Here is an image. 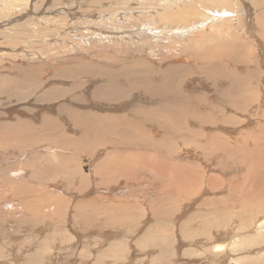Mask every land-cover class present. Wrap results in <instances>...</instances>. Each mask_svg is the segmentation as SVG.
Listing matches in <instances>:
<instances>
[{
	"label": "rangeland",
	"instance_id": "1",
	"mask_svg": "<svg viewBox=\"0 0 264 264\" xmlns=\"http://www.w3.org/2000/svg\"><path fill=\"white\" fill-rule=\"evenodd\" d=\"M3 1V5H0V17H2L0 18V25L5 22V26L3 25L1 26L2 28L0 27V71H3V73L0 72V79H2L0 80V133L3 131V126L5 125L10 126L9 124H11V126L15 127V124L18 123L17 121L27 122L24 129H21L22 132L17 129V136L19 135L18 137L21 138L25 136L24 138L26 139V130L29 127L30 131L33 130V132L31 131L32 135L30 134V138L26 139L27 143L25 142L26 144H24L29 145L28 143H32L33 141L35 145L34 149H27L23 144L22 147L24 151L21 153L22 151L19 150L18 146L15 145L17 148L14 149L12 145L14 142H9V144L6 143L8 148H3L7 151L5 152L2 149L0 152V162L2 163H0V168L1 170H5H0V178L4 179L10 175L8 178L12 181L14 180L12 177L13 174H16L18 176L12 182L17 185L16 181H18V186L22 183L24 186L29 187V192L25 191V193H14L15 187L11 183L10 186L7 184V187L3 189H6L5 194H8L11 199L10 201L14 203L24 202L26 205L24 206V203L14 204L12 202L14 204L12 208H2V212L0 213V264H30L32 260L35 261V264H246L244 262L246 256H248L246 258L249 262H259L264 256V167H262V163H260L264 160V156L262 157V155H264V150L263 152L259 150L263 148L262 142H264V62H262V60L264 61V37L262 38L258 33L259 26L255 29L254 23H256V21L252 18H254L258 10L253 9L251 4L252 0H232L233 11H236L235 8H238V5L243 3V5L250 10V15L252 13V17L249 15L250 19L245 20V18H243L244 22H242V18L235 15L238 12H234L235 18L229 19V23L226 22V26H228V24L229 26L232 25L233 31H229V29L226 28L223 29L224 34L219 36L216 34L218 37H212H216L210 40H213L214 42H212L215 45L210 44V42L206 40L207 38L209 40V36L215 31L209 28H207V30L205 28V31H199L200 33L194 31L193 33L195 34H186V32L183 31L182 33L186 36H181L178 32L173 34L174 31L168 34L167 31H170V29H166L165 32L158 29L152 31V29L155 28L154 26L169 28V26H166L163 22H156L157 25H152L155 24V22H152L151 16L157 17L158 15L156 13H165V5L168 6L173 0H118V2L116 0ZM157 1L160 2L159 5L157 4L158 6L155 4ZM190 1L191 0H187L188 3ZM113 2H115V4ZM127 2L129 5H127ZM133 3L135 5H133ZM260 3L264 4V1L261 0ZM147 5L153 8L147 7ZM143 7H147V9H145L147 12L142 14L141 11L144 10ZM210 8H216L218 10L220 7L211 5ZM6 9H9V11ZM11 9L15 12L13 15L16 14L18 17L11 15L13 13ZM127 9L131 10L128 11ZM138 9L139 12H136ZM148 9L150 11H148ZM24 10L25 12H23ZM8 12L12 13L9 14ZM124 12H131L132 14ZM206 13L207 12H205L203 17ZM141 14L144 17L141 16ZM240 15L241 17L244 16L243 13H240ZM9 16H11V18L14 17V20ZM107 16H109V18ZM130 16H134L135 19L138 20V25L140 27L137 25L136 20L134 21L133 17H131L133 20H130ZM140 17H142V20H144L143 18H146V20L149 18L147 22L151 25H148V23L145 22L146 20L142 21L145 23H142ZM5 19L8 20L6 21ZM113 19H117V21ZM194 19L195 18L192 17V19L189 20V24L195 23ZM238 19L241 22H239ZM251 19L252 21L250 22ZM3 20L5 21L1 22ZM10 20L11 22H9ZM232 20L235 21L231 22ZM150 21L152 23H150ZM199 22H201V20ZM223 22H220V24L218 23L216 26L224 28L225 22ZM132 23H136V25L133 26ZM130 24L133 27L132 29H130ZM90 25L92 27H89ZM144 25L146 28H144ZM181 26L185 27L187 25ZM252 27L253 31L255 30V34L252 33ZM51 28L53 29L50 31ZM100 28H102V30ZM131 30H134L132 32L133 34H131ZM225 31H228V33ZM53 32H55L56 36ZM142 32H145V34ZM150 32H156V35H152ZM83 33L86 35H83ZM123 33L125 36H123ZM126 34L129 35L126 36ZM162 34L164 37H162ZM115 35H117V37ZM135 35H140L141 38L135 37ZM165 35H169V38H175L170 40L171 38L167 39ZM60 36L62 39H60ZM157 36L160 40L155 39ZM104 37H106L109 42ZM133 37L135 38L132 40ZM113 38L116 39L113 41ZM136 38L140 41H136ZM219 39L222 42L216 45L217 43L215 40ZM243 39L244 41H242ZM200 40L203 41L201 45ZM205 40L209 44H206ZM147 41L151 42L148 43ZM153 42L155 43L151 45ZM178 43L181 44V46L177 45ZM182 44L200 53L199 57H205L208 54L221 55L223 52H227L230 49H235L241 57L240 61L223 57L219 62H216L218 65H223H219L220 68L223 67L221 69L223 71L219 70L215 78L208 77V74L204 73H208L205 69H200L199 71L201 72L198 71L197 74L195 70L198 66L193 67L191 72V67H187L188 64H186L188 62H176L180 65L179 67H184L180 72V75L183 76L181 77L186 81L184 88L185 86L191 88L192 95L197 100V108L188 110V126L193 129L194 125L199 123L204 126L203 129H206V131H209L210 128L211 131L216 133L214 138H216L219 144H221L222 139H224L223 137L228 139L236 137L235 141L241 140L242 146L238 145L234 149L239 150V148H243L241 149L242 153L236 155L231 153L225 156L223 153L218 154L215 151H211L212 153L208 152L207 144H210L207 137L208 132H201L197 140H193L191 137L187 136V139L191 143L198 142L194 145H188L180 138L176 139V143L173 144L176 150L173 160H180L179 146L180 148H186L182 150L181 153L183 156L182 161L186 164L184 170L188 188L184 197L178 200L180 203L176 204L177 207L172 208V204L167 202V198L162 197L161 194L156 195L155 188L158 193V184H155L154 188L155 182H163L162 175L155 174V172L158 173L156 171L155 161L156 159H161V157L160 155H155V152L158 151L154 150H157L158 145L166 139L167 132L165 127L163 129L160 125L154 126L146 123L147 126L144 127V135L138 138L137 133L133 131L136 126H139L138 119H124L122 121L128 122L130 124V129L126 131V133L125 131H121L119 132L120 134H112L108 131L109 116L107 115L113 114V112L115 113L118 104H116V106L114 104L112 107L113 104L106 103L100 99L102 96L100 97V91H96V89L99 87L98 85L101 86L105 84L108 70H120L121 72L129 70L131 72H138L147 68V65L158 66V59H160L162 54L167 52H171L169 53L170 60L173 61L176 56H182L179 54V49L186 47ZM169 45H172V47L176 45V47L174 46L172 49ZM125 47L127 49H125ZM64 48L67 49L65 50ZM260 50L263 51L260 52ZM74 52L76 53L75 56L73 54ZM186 53L192 56L191 53ZM259 53L262 57H258L260 56ZM2 54L6 55L4 56ZM137 59L140 60V62L143 61L142 64L144 66L133 68L136 65L135 61H138ZM225 59L227 60L226 63L224 62ZM91 60L97 64H93ZM176 60H179V58ZM117 64L120 65V68H118L119 66ZM124 65L126 67L123 70L122 67L124 68ZM30 66L33 68H30ZM166 67H170V65L167 64ZM27 68L31 70H29V72L26 73L27 76H25L26 74L23 73V70ZM159 68H152V74L156 73L154 70H157L156 76ZM181 68H176V71H180ZM200 73L203 76H200ZM234 74L238 75V82L237 77H233ZM121 78H126V75H122ZM14 82L15 84L11 85V83ZM175 83L177 84V82ZM238 86L244 87V89H241L244 92L243 94L237 92L240 89ZM92 89H94L96 93ZM172 90H176L173 85ZM55 93L56 95L58 93L59 96L63 94L59 97L58 95L56 96ZM77 93L79 96H77ZM134 97L144 98L145 96L141 93L139 95L133 94L130 100L132 101ZM216 97L219 100H225V103H221V101L215 99ZM228 98L241 100L243 104L236 103L237 101H232ZM77 100H79L80 104H78L79 102ZM120 106L118 105V107ZM242 106L243 109H241ZM105 107L107 109H105ZM110 109L112 112L108 114ZM87 111L88 113L90 111L91 114L102 115L100 116L99 136L88 134L86 129L81 127L83 125H77L73 119L76 117L75 114L84 113V115H88L85 113ZM125 111L128 112L127 110ZM118 112V114L123 117L127 114L124 110L121 111V113L120 111ZM117 119L119 120L118 117ZM45 120L46 122H44ZM131 121H137L138 124L130 123ZM163 121L165 124H168V120ZM45 125L49 126L45 127ZM199 129L200 128L196 126V130ZM122 132H124V134H121ZM154 133H157V135L159 134V137L157 135L155 136ZM51 135L53 137L56 135V138L54 139ZM84 136H89L93 141L85 143V147L83 146L77 151L72 148H65L63 142L66 141L74 145L75 143H80V145L84 144ZM116 137L120 139L121 143L114 147L108 146L106 143L103 144L102 142L109 139L117 140ZM29 140L32 141L30 142ZM229 141L231 140L229 139ZM235 141L229 144L233 143L234 145ZM50 142L52 143L50 144ZM126 145L130 146V148L125 149ZM162 146L163 145L160 146L159 151H161ZM11 149H14V151ZM9 150L10 153L8 152ZM15 150L18 151L17 153L20 152L18 156H15L17 155ZM64 150L67 151L64 152ZM246 151L249 155L254 156L255 152L256 154L262 153V155H259L257 158L258 163L249 164L251 161L248 158V162L245 157ZM113 152L117 153L115 158L116 165H119L121 160L126 162L129 173H119V177L117 173H111V175H115V179L119 178L120 180L118 179L119 181L115 184L114 188L104 192L102 187H98L99 183L102 184V179L104 180L105 177L103 166L99 167V165L102 164L104 158L110 157V153ZM142 152H144L147 157L135 159L134 162L130 161L129 154ZM27 153L30 154L27 155ZM6 155L8 156L6 157ZM13 156L17 157V159ZM20 156L22 158H20ZM58 156H63L64 159H68L72 166L61 164V160ZM217 156L219 158H217ZM18 158H20V160H18ZM34 159H38L37 161L39 163L36 161V164H39L38 167L40 168L48 165L51 159L52 161L56 160L53 162L51 161L49 164L51 165V170L53 168L56 170H53V173L48 176L43 174L45 175L42 178L43 181L41 178L35 180L33 177H30L33 176V170L31 168L30 171L25 169L26 175L24 174V170L23 172L19 170L20 165H30L32 162L35 163ZM83 159H86L87 163H85ZM243 159L248 162L247 168L250 170L244 169ZM86 167L89 169V174L88 172L86 173L87 176L84 171ZM256 167L259 168L257 172L251 170ZM74 170H77L78 180L80 179L83 183L80 180L79 182L82 183V185L85 183L83 187H81L77 177L76 182L69 184V186L67 181H65L67 173L71 175L74 173ZM20 172H22V174ZM145 172L152 173V175H145ZM246 173H248V175ZM83 175L88 178L84 179L85 177ZM239 175H246V180L240 183V189L226 193L227 189H222L220 183L223 185V183H227ZM24 176L27 177L23 178ZM22 178L25 180L23 181ZM214 178L217 179L218 182H215ZM32 180L37 184L39 183L40 186L35 184ZM45 180L47 181L45 182ZM223 186L229 187V185ZM35 187H37L36 190L40 187V193H37V195L41 194V197L31 196L30 192L33 191ZM202 187H204V190L200 193ZM53 188H56L57 191H53L55 190ZM83 188L88 189H84L86 193L83 192ZM115 188L119 189V191ZM42 189H44V191L46 189V191L42 193ZM82 192L83 194H81ZM199 193L200 195H198ZM256 195H261V197L256 199L250 198ZM98 196L102 198H98ZM49 197L52 199V202L59 201L62 205L60 206L53 203L50 208L43 210L44 217L38 220L39 217H36L34 210L37 205L39 206V202H45L50 199ZM90 201L93 202L91 206L81 207L85 205V202L87 203ZM16 207L19 211L16 209L13 210L15 213H12L11 210ZM9 211H11V214ZM16 211H18V213ZM25 211L27 216L24 214ZM50 211L55 212L53 213ZM10 216L13 217L10 218ZM84 217H87V220H85ZM12 218L14 220H12ZM45 221L46 223L49 221L46 225L47 227L45 226ZM49 223L51 225L54 224L55 227L50 225L48 228ZM47 228L48 230H53L47 231V233ZM38 229L39 231H37ZM241 252H245L246 256L245 253L243 254Z\"/></svg>",
	"mask_w": 264,
	"mask_h": 264
},
{
	"label": "bare ground",
	"instance_id": "2",
	"mask_svg": "<svg viewBox=\"0 0 264 264\" xmlns=\"http://www.w3.org/2000/svg\"><path fill=\"white\" fill-rule=\"evenodd\" d=\"M1 1V4L0 5H3L2 4V1L3 0H0ZM9 1V0H8ZM20 1V0H19ZM113 1H115V0H113ZM117 2H118V0H116ZM137 1V0H136ZM236 1V0H235ZM261 1V0H260ZM260 1L259 0H252L251 2V4H252V7H253V9H256V10H258V12H256V10H255V12L257 13V14H255V16H254V18H252V19H255V21H256V23H254V21H253V23L255 24V29H257V27H258V33L260 34V36L263 38L264 37V23H263V20H264V14H262V13H264V4H261L260 3ZM264 1V0H263ZM120 2V1H119ZM122 2V1H121ZM139 2H141V1H139ZM148 2V1H147ZM240 2V1H239ZM3 3H4V1H3ZM28 3V2H27ZM110 3H112V2H110ZM114 4H115V2H113ZM128 3V2H127ZM127 3H125V4H127ZM136 3V2H135ZM159 3L160 2H158L157 1V3H155L156 4V6H158L159 5ZM181 3H182V5H181ZM232 0H191L189 3L187 2V0H173V2H171L168 6H166L165 5V13H163V14H160V13H156L158 16L157 17H153V15L151 16L152 17V22H155V24H152V25H157L156 24V22H158V23H160V22H163L166 26L168 25L169 26V28L168 27H156V26H154L155 28H153L152 29V31L153 30H155V29H158V30H160V31H163V32H165V30L166 29H170V31H167L168 32V34H170L171 32H173L174 31V33L173 34H176L177 32L181 35V36H186L185 34H183L182 32L184 31V32H186V34L188 33V34H190V33H193L194 31H198L197 33H200L199 31H205V28H206V30H207V28H209V29H212V30H215L214 32H213V34H211L209 37V40H208V38L206 39L207 41H209L210 42V44H213V45H215L212 41H210L211 40V38L212 37H214V36H216V37H218L219 35H221V34H224V30L223 29H229V31L231 30V31H233L232 30V25L231 26H229V24H228V26H226V22L227 23H229L228 21H229V19L231 20V19H233V18H235L234 17V12L235 13H237V14H235V15H237L239 18H242V20H243V18H245V20L246 19H250V16L252 15V13H251V15H250V10L247 8V7H245L244 5H243V3L242 4H237L239 7L237 8H235V10L236 11H233V7H232ZM236 3H238V2H236ZM241 3V2H240ZM72 4V3H71ZM119 4V3H118ZM131 4H132V2H131ZM150 4V3H149ZM154 4V5H155ZM158 4V5H157ZM208 4V5H207ZM235 4V3H234ZM20 5V4H19ZM29 5V4H28ZM120 5V4H119ZM127 5H129V3L127 4ZM126 5V6H127ZM133 5H135L134 3H133ZM132 5V6H133ZM145 5V4H144ZM144 5H142V6H144ZM211 5H216V6H218V7H220L218 10L215 8H210V6ZM65 6V5H64ZM132 6H130V7H132ZM247 6V5H246ZM20 7H21V5H20ZM118 7H120V6H118ZM125 7V6H124ZM133 7H135V6H133ZM137 7V6H136ZM140 7V6H139ZM147 7H150L149 5H147ZM147 7L146 8H144V10H142L141 11V13L143 14V13H146L147 11L145 10V9H147ZM152 7V6H151ZM150 7V8H151ZM235 7V6H234ZM23 8V7H22ZM85 8V7H84ZM142 8V9H143ZM153 8V7H152ZM113 9V8H112ZM119 9V8H118ZM6 10H8L9 11V9H6ZM11 10H13V9H11ZM10 10V11H11ZM16 10V9H15ZM128 10V9H127ZM131 10V9H130ZM130 10H128V11H130ZM152 10V9H151ZM157 10H159V9H157ZM69 11V10H68ZM115 11V10H114ZM133 11V10H132ZM148 11H150L149 9H148ZM154 11H156V10H154ZM240 11V12H239ZM252 11V10H251ZM23 12H25V10L23 11ZM117 12V11H116ZM120 12V11H119ZM136 12H139V9L136 11ZM157 12V11H156ZM163 12V11H162ZM205 12H207L206 13V15L203 17V15L205 14ZM254 12V13H255ZM3 13V12H2ZM9 13V12H8ZM12 13V12H11ZM11 13H9V14H11ZM15 12H14V10H13V13L11 14V15H13ZM54 13V12H53ZM66 13V12H65ZM69 13V12H68ZM108 13H110V12H108ZM124 13H131V12H124ZM123 13V14H124ZM134 13V12H133ZM240 13H243L244 14V16L243 17H241V15H240ZM253 13V14H254ZM1 14V13H0ZM5 14H6V12H5ZM22 14V13H21ZM24 14H26V13H24ZM39 14V13H38ZM57 14V13H56ZM67 14V13H66ZM132 14V13H131ZM135 14V13H134ZM141 14V16H143ZM3 15H4V13H3ZM8 15V14H7ZM41 15V14H40ZM59 15V14H58ZM69 15V14H68ZM71 15V14H70ZM109 15H111V14H109ZM122 15V14H121ZM126 15V14H125ZM135 15H137V14H135ZM145 15V14H144ZM149 15V14H148ZM250 15V16H249ZM13 16H16V17H18L16 14L15 15H13ZM117 16V15H116ZM119 16V15H118ZM123 16V15H122ZM127 16V15H126ZM10 18H11V16H9ZM41 17V16H40ZM106 17V16H105ZM108 18H109V16H107ZM121 17V16H120ZM129 17V16H128ZM131 17H133L134 18V21L136 20V22H137V25H138V20L137 19H135V17L134 16H130V18ZM144 17V16H143ZM192 17H194L195 19H194V22L196 23H193V24H195V25H193V24H189V20H191L192 19ZM252 17V16H251ZM0 18H2V17H0ZM5 18V17H4ZM7 18V17H6ZM14 17H12L11 19H13ZM42 18V17H41ZM52 18V17H51ZM69 18V17H68ZM97 18H99V17H97ZM113 18H115V17H113ZM123 18V17H122ZM122 18H120V19H122ZM137 18V17H136ZM141 19V22L142 21H144V20H146V18H143L144 20H142V17H140ZM149 19V18H148ZM147 19V20H148ZM201 20V22H199L200 20ZM252 19L250 20V22L252 21ZM6 21L8 20V19H5ZM5 20H3V21H1V22H4ZM14 20V19H13ZM75 20V19H74ZM101 20V19H100ZM104 20V19H103ZM113 20H116L117 21V19H113ZM125 20V19H124ZM127 20V19H126ZM130 20H133L132 18L130 19ZM147 20L145 21V22H147ZM247 20V21H248ZM44 21V20H43ZM225 22V27L224 28H220L219 26H216L218 23L220 24V22ZM235 20H232L231 22H234ZM238 21L239 22H241L239 19H238ZM9 22H11V20L9 21ZM8 22V23H9ZM13 22V21H12ZM54 22V21H53ZM103 22V21H102ZM145 22H142V23H145ZM151 21H150V23H152ZM188 22V23H187ZM192 22V21H191ZM223 22V23H224ZM242 22H244V20L242 21ZM5 23V22H4ZM4 23H2L1 25H0V27L1 26H5V24ZM7 23V24H8ZM92 23V22H91ZM94 23V22H93ZM114 23V22H113ZM122 23V22H121ZM120 23V24H121ZM148 23V22H147ZM173 23H174V25H173ZM184 23H186V24H184ZM238 23V22H237ZM253 23H251V24H253ZM48 24V23H47ZM118 24V23H117ZM122 24H124V23H122ZM189 24V25H188ZM245 24H246V21H245ZM106 25V24H105ZM116 25V24H115ZM129 25V24H128ZM132 25L134 26V25H136V23L135 24H133L132 23ZM148 25H151V24H149L148 23ZM159 25V24H158ZM164 25V26H165ZM181 25H187V26H185V27H182ZM192 25V26H191ZM51 26V25H50ZM122 26V25H121ZM121 26H120V28H121ZM130 26H131V24H130ZM139 26V25H138ZM142 26H143V24H142ZM147 26V25H146ZM189 26V27H188ZM214 26H216V27H214ZM250 26V25H249ZM89 27H92L91 25L89 26ZM89 27L87 26V28L89 29ZM94 27V26H93ZM98 27V26H97ZM119 27V26H118ZM136 27V26H135ZM140 27V26H139ZM150 27V26H149ZM148 27V28H149ZM187 27V28H186ZM219 27V28H218ZM223 27V26H222ZM231 29H230V28ZM248 27V26H247ZM2 28V27H1ZM47 28H48V26H47ZM77 28V27H76ZM83 28H84V26H83ZM112 28V27H111ZM116 28H117V26H116ZM133 27L131 26V28L130 29H132ZM138 28V27H137ZM144 28H146L145 27V25H144ZM151 28V27H150ZM149 28V29H150ZM183 28H186V29H183ZM246 28V27H245ZM16 29V28H15ZM53 28H51L50 29V31L52 30ZM56 29V28H55ZM85 29H86V27H85ZM92 29V28H91ZM93 29H95V28H93ZM101 30H102V28H100ZM115 29V28H114ZM140 29V28H139ZM149 29H147V30H149ZM252 29V31H253V27L251 28ZM260 29V30H259ZM9 30V29H8ZM128 30V29H127ZM135 30V29H134ZM133 30V31H134ZM246 30V29H245ZM11 31V30H10ZM49 31V30H48ZM55 31V30H54ZM132 30H131V34H133L132 32H133ZM216 31H219V32H216ZM255 31V30H254ZM254 31L252 32V33H254ZM14 32H16V31H14ZM122 32V31H121ZM120 32V33H121ZM124 32H125V30H124ZM146 32V31H145ZM145 32H142L143 34H145ZM166 32V33H167ZM225 32H227L228 33V31H225ZM249 32H251V31H249ZM54 33V35L56 36V34H55V32H53ZM84 33H86V32H84ZM83 33V35H86V34H84ZM126 33H127V31H126ZM152 35L153 34H155L156 35V32H150ZM149 33V34H150ZM158 33V32H157ZM160 33V32H159ZM165 33V34H166ZM203 33V32H202ZM257 33V34H258ZM16 34V33H15ZM18 34V33H17ZM60 34V33H59ZM82 34V33H81ZM88 34V33H87ZM93 34H94V32H93ZM110 34H111V32H110ZM114 34H116V33H114ZM119 34V33H118ZM136 34V33H135ZM140 34V33H139ZM148 34V33H147ZM150 34V35H151ZM178 34V35H179ZM193 34H195V33H193ZM209 34V33H208ZM218 36H217V35ZM245 34V33H244ZM255 34V33H254ZM253 34V35H254ZM6 35V34H5ZM12 35V34H11ZM61 35V34H60ZM63 35V34H62ZM68 35V34H67ZM129 35V34H128ZM127 34H126V36H128ZM141 35V34H140ZM136 36L135 35V37H140L141 38V36ZM158 35V34H157ZM163 35V34H162ZM161 35V36H162ZM230 35H232V34H230ZM3 36V35H2ZM14 36V35H13ZM70 36V35H69ZM92 36V35H91ZM90 36V37H91ZM103 36H105V35H103ZM111 36H113V35H111ZM116 37H117V35H115ZM114 36V37H115ZM123 36H125L124 35V33H123ZM159 36H160V34H159ZM166 36V35H165ZM169 35H167L166 37H167V39H170L169 37H168ZM174 36H176V35H174ZM192 36V35H191ZM199 36H201V35H199ZM255 36V35H254ZM254 36H253V38H254ZM258 36V35H257ZM63 37V36H62ZM97 37H100V36H97ZM135 37H133L132 38V40L135 38ZM151 37V36H150ZM162 37H164V35L162 36ZM189 37V36H188ZM215 37V38H216ZM246 37V36H245ZM5 38V37H4ZM16 38V37H15ZM57 38H59V37H57ZM75 38V37H74ZM105 39H106V37H104ZM173 38H175V37H172L170 40H172ZM206 38V37H205ZM215 38H212V39H215ZM244 38V37H243ZM247 38V37H246ZM245 38V39H246ZM248 38H250V37H248ZM255 38H256V36H255ZM255 38H254V40H255ZM261 38V39H262ZM1 39V38H0ZM49 39V38H48ZM52 39V38H51ZM60 39H62L61 38V36H60ZM63 39H64V37H63ZM76 39V38H75ZM102 39V38H101ZM110 39V38H109ZM112 39V38H111ZM116 39V38H115ZM114 38H113V41L115 40ZM127 39V38H126ZM145 39V38H144ZM155 39H158V36H157V38H155ZM12 40V39H11ZM107 41H108V39H106ZM125 40V39H124ZM139 39H137L136 38V41H138ZM143 40V39H142ZM146 40H147V38H146ZM151 40V39H150ZM158 40H160V38L158 39ZM165 40H166V38H165ZM205 40V41H206ZM253 40V39H252ZM39 41H41V40H39ZM51 41V40H50ZM57 41V40H56ZM117 41V40H116ZM122 41V40H121ZM140 41V40H139ZM206 41V44L208 43ZM216 41V45H219V44H221L220 42H222L220 39L219 40H215ZM242 41H244V39L242 40ZM9 42V41H8ZM24 42V41H23ZM58 42V41H57ZM78 42V41H77ZM109 42V41H108ZM135 42V41H134ZM133 42V43H134ZM144 42V41H143ZM148 42V41H147ZM149 42H151V41H149ZM148 42V43H149ZM171 42V41H170ZM201 42H203V41H201L200 40V45H201ZM258 42V41H257ZM43 43V42H42ZM69 43H71V42H69ZM81 43V42H80ZM95 43V42H94ZM117 43H118V41H117ZM136 44H138L137 42H135ZM155 42H153V43H151V45L152 44H154ZM162 43H165V42H162ZM161 43V44H162ZM262 43V42H261ZM53 44V43H52ZM56 44H59V43H56ZM78 44V43H77ZM126 44V43H125ZM145 44H146V42H145ZM157 44V43H156ZM155 44V45H156ZM158 44H159V42H158ZM157 44V45H158ZM197 44V43H196ZM199 44V43H198ZM204 44V43H203ZM209 44V43H208ZM259 44V43H258ZM264 44V43H263ZM60 45V44H59ZM67 45V44H66ZM69 45V44H68ZM128 45V44H127ZM140 45V44H139ZM147 45V44H146ZM150 45V46H151ZM163 45V44H162ZM167 45V44H166ZM177 45H180L181 46V44H177ZM182 45H185V44H182ZM199 45V46H200ZM262 45V44H261ZM51 46V45H50ZM54 46V45H53ZM52 46V47H53ZM58 46V45H57ZM78 46H80V45H78ZM132 46V45H131ZM141 46V45H140ZM149 46V45H148ZM170 46V45H169ZM169 46H168V48H169ZM176 47V45H173V47ZM179 46V47H180ZM186 46V45H185ZM206 46V45H205ZM3 47V46H2ZM5 47V46H4ZM7 47V46H6ZM43 47V46H42ZM66 47V46H65ZM71 47H72V45H71ZM70 47V48H71ZM116 47V46H115ZM129 47H130V45H129ZM146 47V46H145ZM156 47V46H155ZM163 47H165V46H163ZM172 49H173V47H172V45L170 46ZM262 47V46H261ZM24 48V47H23ZM26 48H28V47H26ZM56 48H58V47H56ZM62 48V47H61ZM83 48V47H82ZM120 48V47H119ZM140 48V47H139ZM158 48H160V47H158ZM161 48H162V46H161ZM170 48V49H171ZM182 48V47H181ZM29 49V48H28ZM65 49V48H64ZM67 49V48H66ZM65 49V50H66ZM81 49V48H80ZM125 49H127L126 47H125ZM130 49V48H129ZM128 49V50H129ZM134 49H137V48H134ZM143 49V48H142ZM147 49V48H146ZM151 49V48H150ZM156 49V48H155ZM165 49V48H164ZM30 50V49H29ZM79 50V49H78ZM133 50V49H132ZM132 50H130V51H132ZM149 50V49H148ZM175 50V49H174ZM178 50V49H177ZM31 51V50H30ZM69 51V50H68ZM168 51V50H167ZM261 51H263V50H260V52ZM86 52V51H85ZM92 52V51H91ZM145 52V51H144ZM186 52H189V53H191L192 54V56L191 55H188ZM70 53V52H69ZM147 53V52H146ZM168 53V52H167ZM167 53H165V54H162L161 56H160V59H158V66H151V65H147V68H144V70H141V71H138V72H131V71H129V70H127V71H125V72H121L120 70H108V75L106 76V81H105V84L104 85H98L99 87H97V89H96V91H100V99H102L103 101H105L106 103H110V104H113L112 105V107L114 106V104H115V106H116V104H118L120 107H118V105H117V107H116V112H117V114H116V112L114 113L113 112V114L111 113L112 111H111V109H110V111H108V114L109 113H111V114H109V115H107V116H109V122H108V124H109V127H108V131L109 132H111L112 134H114V135H116V134H120L119 132H121V131H125V133H126V131H128L129 129H130V124L128 123V122H126V121H122V120H124V119H138V121H139V126H136L135 127V129L133 130L134 131V133H137V136H138V138H141L143 135H144V133H145V129H144V127H146L147 126V124H149V125H160L163 129H164V127H165V129H166V132H167V134H166V139L164 140V141H162L159 145H158V148H157V150H154V151H158V152H155V155H160V157H161V159H156V161H155V167H156V171L158 172V173H156L155 172V174H161L162 175V177H163V182L162 183H154V188H155V184H158V193H157V191H156V188H155V193H156V195H162V197H165V198H167V202H170L169 204H172V208H175V207H177V203H180V202H178V200H180V198H183L184 197V195H185V193H186V190H187V188H188V186H187V181H186V179H185V168H186V164L182 161V158H183V156H182V153H181V151L182 150H184V149H186V148H180V146H179V151H180V160L178 161L177 159L174 161L173 160V157L175 156V154H176V150H175V147H174V145L173 144H175L176 143V139H178V138H180L183 142H186L188 145H194V144H196V143H198V142H193V143H191L188 139H187V136H189V137H191L193 140H197V137H198V135H201V132H208L207 133V137H208V141H209V143L210 144H207L208 145V152H211V151H215V152H217L218 154H224L225 156L226 155H229V154H231V153H233V154H238V153H242V148L243 147H241V148H239V150H235L234 148H236V146H242L241 144H242V142H241V140H236L235 141V139H236V137H234V138H229L231 141H229V139L228 138H225V137H223L224 139H222V141H221V144H219L218 143V141L216 140V138H214L215 136H216V133L215 132H213V131H211V129L209 128V131H206V129L204 130L203 129V127L204 126H202V124H195L194 125V127H193V129H191L189 126H188V123H187V120H188V117H189V114H188V110L189 109H196L197 108V100H196V98L192 95V89L191 88H189V87H187V86H185V88H184V85H185V82L186 81H184V79L182 78L183 76L182 75H180V72H181V70L184 68H181V67H179L180 65L176 62V61H179V63H186V62H188V63H186V64H188L187 65V67H191V72H192V68L193 67H195V66H198L197 67V69L195 70V72L198 74V71L200 70V69H205L206 71H208V73L207 72H204L205 74H208V77H212V78H215V75L217 74V72L219 71V70H221L222 68H220V66L219 65H222V64H219L218 65V63H216V62H219L223 57H226V59H230V58H232L233 60H235V61H240L241 60V57L239 56V54L236 52V50L235 49H230L229 51H227V52H223L221 55H213V54H208V55H206L205 57H199V55H200V53H197V52H195L192 48H189V47H184V48H182V49H179V54L180 55H182V56H176V58H175V60H173V61H171L170 60V55H169V53H171V52H169L168 54ZM74 54V56H75V52L73 53ZM88 54V53H87ZM120 54V53H119ZM151 54V53H150ZM260 54V53H259ZM2 55H4V54H2ZM6 55V54H5ZM4 55V56H5ZM41 55V54H40ZM92 55V54H91ZM262 55H263V52H262ZM3 56V57H4ZM42 56V55H41ZM65 56V55H64ZM68 56V55H67ZM82 56H84V55H82ZM87 56V55H86ZM114 57V56H113ZM175 57V56H174ZM258 57H262L261 56V54H260V56H258ZM112 58V57H111ZM157 58V57H156ZM177 58H179V60H176ZM264 58V57H263ZM62 59V58H61ZM141 59V58H140ZM154 59V58H153ZM172 59V58H171ZM225 59V63H226V60ZM260 59V58H259ZM58 60V59H57ZM82 60V59H81ZM121 60V59H120ZM124 60V59H123ZM122 60V61H123ZM138 60V59H137ZM262 60V59H261ZM86 62V61H85ZM89 62V61H88ZM91 62H93L92 60H91ZM119 62H121V61H119ZM143 62V61H142ZM142 62H140V60H138V61H135V67H133V68H137V67H139L140 68V66H144L143 64H142ZM165 64H164V63ZM262 62H264L263 60H262ZM94 63H96V62H93V64ZM123 63H124V61H123ZM122 63V64H123ZM126 63V62H125ZM91 64V63H90ZM89 64V65H90ZM97 64V63H96ZM120 64V63H119ZM119 64H117L118 66V68H120V65ZM145 64V63H144ZM167 64H169L170 65V67H166V65ZM194 64V65H193ZM92 65V64H91ZM113 65H114V63H113ZM131 65H132V63H131ZM146 65V64H145ZM81 66V65H80ZM134 66V65H133ZM223 66V65H222ZM65 67V66H64ZM91 67H93V66H91ZM101 67V66H100ZM125 65H124V68L122 67V69L124 70L125 69ZM160 67V68H159ZM30 68H33V67H31L30 66ZM110 68V67H109ZM152 68H154V69H156V68H159L158 69V74L155 76V74L157 73V70H154L156 73H154V74H152L153 73V71H152ZM176 68H181L180 69V71H176ZM243 68V67H242ZM80 69V68H79ZM29 70H31V69H29V68H27V69H24L23 70V73L24 74H26V73H28L29 72ZM159 71H161V72H159ZM193 71H194V69H193ZM216 71V72H215ZM221 71H223V70H221ZM1 72V71H0ZM6 72H7V70H6ZM90 72V71H89ZM88 72V73H89ZM199 72H201V71H199ZM203 72V71H202ZM210 72V73H209ZM1 73H3V71L1 72ZM0 73V74H1ZM85 73V72H84ZM94 73V72H93ZM92 73V74H93ZM236 73V72H235ZM47 74V73H46ZM45 74V75H46ZM92 74H91V76H92ZM95 74V73H94ZM106 74V73H105ZM122 75H126V78H121V76ZM154 75V76H153ZM200 76L202 75L201 73L199 74ZM198 75V76H199ZM25 76H27V74L25 75ZM182 76V77H181ZM203 76V75H202ZM205 76V75H204ZM237 77V82H238V75L237 74H234V76L233 77ZM4 77V76H3ZM85 77V76H84ZM99 77V76H98ZM82 78V77H81ZM86 78V77H85ZM95 78V77H94ZM93 78V79H94ZM83 79V78H82ZM186 79V78H185ZM0 80H2V79H0ZM90 81V80H89ZM94 81V80H93ZM177 82V84L175 83V82ZM1 82V81H0ZM15 84V82L14 83H11V85H14ZM52 84H53V82H52ZM205 84V83H204ZM46 85V84H45ZM77 85V84H76ZM172 85L173 86H175V88H176V90H172ZM188 85V84H187ZM60 86V85H59ZM203 86V85H202ZM76 87V86H75ZM78 87V86H77ZM81 87V86H80ZM79 87V88H80ZM95 87V86H94ZM84 88H85V86H84ZM238 88H240L237 92H239V93H241V94H243L244 92L241 90L242 88L244 89V87L243 86H238ZM72 89V88H71ZM75 89V88H74ZM95 89V88H94ZM94 89H92L94 92H95V90ZM67 90V89H66ZM57 91V90H56ZM204 91V90H203ZM77 92V91H76ZM93 92V93H94ZM202 92V91H201ZM66 93H69V92H66ZM79 93V92H78ZM77 93V94H78ZM96 93V92H95ZM143 94L145 97L144 98H135L134 97V99H132V101L130 100L131 99V97L133 96V94ZM48 94H50V93H48ZM63 94V93H62ZM62 94L60 95V96H62ZM71 94V93H70ZM218 94V93H217ZM216 94V95H217ZM51 95H53V94H51ZM55 95H56V93H55ZM57 95H58V93H57ZM56 95V96H57ZM81 95V94H80ZM92 95V94H91ZM46 96V95H45ZM59 96V95H58ZM59 96V97H60ZM65 96V95H64ZM77 96H79V94L77 95ZM52 97V96H51ZM74 97V96H73ZM74 98H76V97H74ZM87 98H89V97H87ZM93 98V97H92ZM48 99V98H47ZM64 99V98H63ZM81 99V98H80ZM95 99V98H94ZM215 99H217V97L215 98ZM228 99H230V100H232V101H237L236 103H239V104H243L242 103V101L241 100H238V99H231V98H228ZM69 100V99H68ZM218 101H221V103H225V100H223V99H221V100H219V99H217ZM217 100H215L216 102H218ZM72 101V100H71ZM75 101V100H74ZM78 102H79V100H77ZM81 101V100H80ZM86 101V100H85ZM99 101H101V100H99ZM215 101H213L214 103H216ZM73 102V101H72ZM71 103V102H70ZM77 103V102H76ZM93 103V102H92ZM220 103V104H221ZM60 104V103H59ZM78 104H80V102L78 103ZM85 104V103H84ZM62 105V104H61ZM71 105V104H70ZM85 105H87V104H85ZM90 105V104H89ZM107 105V104H106ZM68 106V105H67ZM263 106H264V104H263ZM102 107V106H101ZM58 109H59V107H58ZM92 109V108H91ZM105 109H107L106 107H105ZM241 109H243V106L241 107ZM61 110V109H60ZM95 110V109H94ZM114 110V109H113ZM124 110V112L125 113H127V114H125L126 116L125 117H123V116H121L120 114H118L119 112L118 111H120V113H121V111H123ZM125 110H127L128 112H126ZM240 110V109H239ZM64 111V110H63ZM70 111H72V110H70ZM65 112V111H64ZM228 112V111H227ZM76 113V112H75ZM85 113H87L88 115H84V113H81V114H75L76 115V117H74L73 119H74V121L77 123V125H79L80 126V124H82L83 126H81L82 128H85L86 129V132L88 133V134H90V135H98L99 136V132H100V123H101V117L100 116H102L101 114H99V115H97V114H91L90 113V111H89V113H88V111L87 112H85ZM93 113V112H92ZM246 113V112H245ZM67 114V113H66ZM68 115V114H67ZM73 116V115H72ZM2 117V116H1ZM59 117V116H58ZM117 117L119 118V120L117 119ZM9 118H10V116H9ZM63 118V117H62ZM121 119V120H120ZM21 120V119H20ZM163 120H168V124H165L164 123V121ZM55 121V120H54ZM18 123H16L15 124V127L14 126H11V124H9L10 126H3V131L0 133V152H1V150L4 148H8V146H7V144H9V142H14V144H12L13 145V147H14V149H16L17 147H15V145L16 146H18L19 147V150H21L22 152L21 153H23V147H22V145L26 142V139H28V138H30V134L33 132V130H31L30 131V128L28 127L27 128V130H26V134H27V138L25 139L24 137H18L17 136V129L19 130V131H21V129H24V126H25V124H27V122H23V121H17ZM44 122H46V120L44 121ZM70 122V121H69ZM76 123H74V124H76ZM130 123H133V124H138V122L136 121V122H134V121H131ZM147 123V124H146ZM30 124V123H29ZM71 124H72V122H71ZM70 124V125H71ZM31 125V124H30ZM43 125H44V123H43ZM47 126H49V125H45V127H47ZM196 126H198L200 129L199 130H196ZM18 127V128H17ZM31 127V126H30ZM74 127H76V126H74ZM34 128V127H33ZM52 129V128H51ZM50 129V130H51ZM42 130V129H41ZM54 130V129H53ZM61 130V129H60ZM80 130V129H79ZM84 130V129H83ZM82 130V131H83ZM208 130V129H207ZM36 131V130H35ZM81 131V132H82ZM22 132V131H21ZM46 132V131H45ZM85 132V133H86ZM262 132V131H261ZM36 133V132H35ZM56 133V132H55ZM65 133V132H64ZM87 133H86V135H87ZM263 133V132H262ZM54 134V133H53ZM52 134V135H53ZM79 134H82V133H79ZM84 134V133H83ZM121 134H124V132H122ZM264 134V133H263ZM32 135V134H31ZM34 135V134H33ZM51 135V136H52ZM154 135L156 136L157 135V133H154ZM229 135V134H228ZM36 136V135H35ZM45 136V135H44ZM56 136V135H55ZM53 137L54 139L56 138V137ZM81 136V135H80ZM83 136V135H82ZM158 137H159V134L157 135ZM38 137V136H37ZM51 137V138H52ZM58 137H59V135H58ZM62 137H64V136H62ZM50 138V139H51ZM117 138V137H116ZM48 139V138H47ZM67 139V138H66ZM264 139V138H263ZM38 140V139H37ZM43 140H45V139H43ZM52 140V139H51ZM70 140V139H69ZM87 140H88V142H87ZM30 141V140H29ZM32 141V140H31ZM30 141V142H31ZM39 141V140H38ZM42 141V140H41ZM40 141V142H41ZM61 141V140H60ZM66 141V140H65ZM93 140H92V138H89V136H84L83 137V143L84 144H82V145H80V143L79 144H77V143H75V145L74 144H70L71 142H68V141H66V142H63L64 143V146H65V148H67V149H69V148H72V149H74V150H79L80 148H82L83 146L85 147V143H89V142H92ZM232 141H235V143H234V145H233V143H231V144H229L230 142H232ZM43 142V141H42ZM45 142H47V141H45ZM44 142V143H45ZM58 142V141H57ZM57 142H56V144H57ZM80 142V141H79ZM103 142V144H108V146H111V147H114V146H116L117 144H120L121 143V141H120V139L119 138H117V140L116 139H109V140H106V141H102ZM7 143V144H6ZM27 143V142H26ZM25 143V144H26ZM37 143V142H36ZM39 143V142H38ZM48 143H49V140H48ZM47 143V144H48ZM52 142H50V144H51ZM60 143V142H59ZM72 143H73V141H72ZM6 144V145H5ZM24 144V145H25ZM29 145H25V147L28 149H34V145L35 144H33V141H32V143H28ZM40 144V143H39ZM41 145V144H40ZM55 145V144H54ZM161 145H163L162 146V148H161V151H159V148H160V146ZM233 145V146H232ZM262 145H263V148L262 149H259L260 151H262L263 152V150H264V142H262ZM11 146V145H10ZM49 146H51V145H49ZM56 147V146H55ZM58 147V146H57ZM6 148V149H7ZM10 148V147H9ZM12 148V147H11ZM61 148V147H60ZM59 148V149H60ZM130 148V146H125V149H129ZM3 149V150H4ZM14 149H11V150H13L14 151ZM46 149V148H45ZM18 150V149H17ZM35 150H37V149H35ZM42 150H43V147H42ZM56 150H58V149H56ZM244 150V149H243ZM5 152L7 151V150H4ZM16 151V150H15ZM34 151V150H33ZM67 150H64V152H66ZM9 153H10V150L8 151ZM18 151H16V153H17ZM27 152H28V150H27ZM32 152V151H31ZM38 152V151H37ZM47 152V151H46ZM207 152V153H208ZM3 153V152H2ZM13 154H15L14 152H12ZM20 153V152H19ZM19 153H17V155H15V156H18V154ZM25 153V152H24ZM212 153V152H211ZM217 153H216V155H217ZM8 154V153H7ZM30 154V153H29ZM28 153H27V155H29ZM47 154H49V153H47ZM21 155V154H20ZM41 155V154H40ZM116 155H117V153H115V152H113V153H110V157H108V158H104V160L102 161V164L101 165H99V167L100 166H103V171H104V175H105V177H104V180L102 179V184L101 183H99V186L98 187H102V190L105 192V191H107V190H109V189H111V188H114L115 187V184L120 180L119 178H116L115 179V175H111V173H117V175H118V177H119V173H122V174H128L129 173V169H128V165H127V163L126 162H124V161H122L121 160V162L119 163V165H116V161H115V158H116ZM187 155H188V153H187ZM215 155V154H214ZM258 155V156H257ZM259 155H262V153L261 154H256V152H255V156L254 155H249L248 153H247V151H246V158H247V160H248V158H249V160L251 161V162H249V160H248V162H249V164L250 163H258L257 162V158L259 157ZM8 155H6V157H7ZM11 156V155H10ZM9 156V157H10ZM129 156H130V161L131 162H134L135 161V159H140V158H145V157H147V155H145V153L144 152H142V153H131V154H129ZM264 155H262V157H263ZM3 157H5V156H3ZM14 157V156H13ZM36 157H40V156H36ZM47 157H48V155H47ZM262 157H260V158H262ZM14 158H16L17 159V157H14ZM13 158V159H14ZM20 158H22L21 156H20ZM20 158H18V160H20ZM23 158H24V155H23ZM58 158H60V163L61 164H67V166H72V164H71V162L68 160V159H64V157L63 156H61V157H59L58 156ZM62 158V159H61ZM212 158H213V156H212ZM217 158H219L218 156H217ZM11 159V158H10ZM50 159V158H49ZM214 159V158H213ZM18 160H17V162H18ZM35 160V159H34ZM38 160V159H37ZM37 160H35V163H33L32 161V163L30 164V165H20L19 166V170L21 171L22 170V172H23V170H24V174H25V169H28L29 171L32 169L33 170V172H32V175L33 176H30V177H33L35 180H39L40 178H41V180H42V178H43V176H45V175H43V174H46L47 176L48 175H50L51 173H53V170H56V169H52L51 170V165H49L50 164V162L52 161V159H51V161H49L48 163V165H46L45 167H43L42 166V168H40V167H38L39 166V164H36L38 161ZM210 160V159H209ZM212 160V159H211ZM216 160V159H215ZM4 161V160H3ZM22 161V160H21ZM37 161V162H36ZM44 161H46V160H44ZM48 161V160H47ZM53 161H56V160H53ZM52 161V162H53ZM83 161L85 162V163H87V160L86 159H83ZM214 161V160H213ZM226 161V160H225ZM241 161H242V159H241ZM212 162V161H211ZM246 160H244L243 159V167H244V169L245 170H250V169H248L247 168V163H248ZM1 163V162H0ZM19 163H20V161H19ZM39 163V162H38ZM46 163V162H45ZM260 163H262L261 164V166L262 167H264V160H262V162H260ZM2 164V163H1ZM15 164V163H14ZM17 164V163H16ZM25 164H27V163H25ZM43 164V163H42ZM56 164V163H55ZM208 164V163H207ZM7 165H8V163H7ZM18 165V164H17ZM10 166V165H9ZM66 166V165H65ZM1 167H2V165H1ZM25 167V168H24ZM61 167V166H60ZM96 167V166H95ZM4 168V167H3ZM11 168H12V166H11ZM15 168V167H14ZM31 168V169H30ZM41 170H40V169ZM226 168V167H225ZM15 169H18V168H15ZM15 169H14V171H15ZM119 169V170H118ZM257 169H259L258 167H256L255 169H251V170H253V171H256L257 172ZM0 170H1V168H0ZM4 170V169H3ZM3 170H1V171H3ZM7 170V169H6ZM9 170V169H8ZM61 170H62V168H61ZM89 169L86 167V168H84V171H85V174L88 172V174H89V171H88ZM229 170V169H228ZM5 171V170H4ZM28 171V172H29ZM65 171V170H64ZM93 171V170H92ZM22 172H20L21 174H22ZM74 173L73 174H71V175H69L68 173H67V175H69V176H67L66 175V180L65 181H67V184H68V186H69V184H72L73 182H76V177H77V175H78V173H77V170H74L73 171ZM91 172V171H90ZM94 172V171H93ZM3 173V172H2ZM7 173V172H6ZM14 173V172H13ZM56 173V172H55ZM92 173V172H91ZM146 174L145 175H148V176H151L152 175V173H147V172H145ZM228 173V172H227ZM252 173V172H251ZM8 174V173H7ZM30 174V173H29ZM65 174H66V172H65ZM247 175H248V173H246ZM253 174V173H252ZM26 175V174H25ZM31 175V174H30ZM54 175V174H53ZM80 175H81V173H80ZM79 175V176H80ZM93 175V174H92ZM259 175V174H258ZM12 176V175H11ZM17 176L18 175H14L13 174V178H14V180L17 178ZM27 176H28V174H27ZM27 176H24L23 178H25V177H27ZM56 176V175H55ZM84 176V175H83ZM86 176H87V174H86ZM86 176H84L85 178L84 179H87L86 178ZM89 176V175H88ZM252 176V175H251ZM256 176V175H255ZM8 177H10V175L9 176H7V178L5 177L4 179H1L0 178V213L2 212V208H12L13 207V205L15 204V203H24V202H13V201H10L11 199L9 198V196H8V194L6 195L5 194V190H3L4 188H6L7 187V184H9L8 186H10V183L15 187V191H14V193L16 192V193H18V192H24L25 193V191L26 192H29L28 191V189H29V187L28 186H24V184H20L19 186H18V181H16L17 182V185L14 183V182H12V181H14V180H12L11 181V179L10 178H8ZM52 177V176H51ZM70 177H72V178H70ZM94 177V176H93ZM242 177H243V180H242ZM12 178V179H13ZM19 178V177H18ZM22 178V179H23ZM53 178V177H52ZM51 178V179H52ZM79 178H81V177H79ZM95 178V177H94ZM20 179V178H19ZM29 179H31V178H29ZM71 179V180H70ZM119 179V180H118ZM231 179V178H230ZM250 179V178H249ZM259 179V178H258ZM25 179H23V181H24ZM77 180H78V177H77ZM80 180V179H79ZM79 180H78V182H79ZM246 180V175H239V176H236L233 180H231V181H228L227 183L225 182V183H223V185H229V187H225V186H223L222 185V183H220L221 184V186H222V189L223 188H225V190L227 189V191H226V193H228V192H231V191H234V190H239L240 189V183H241V181L243 182V181H245ZM19 181H21V180H19ZM33 181V180H32ZM43 181V180H42ZM47 180H45V182H46ZM81 181V180H80ZM214 181L215 182H218V180L217 179H215L214 178ZM255 181V180H254ZM257 181V180H256ZM30 182V181H29ZM34 182V181H33ZM69 182V183H68ZM82 182V181H81ZM89 182V181H88ZM135 182H136V180H135ZM25 183V182H24ZM35 183V182H34ZM80 183V182H79ZM83 183V182H82ZM82 183H80L81 184V187H83V185L85 184H83L82 185ZM35 184H37V183H35ZM79 184V185H80ZM121 184V183H120ZM29 185H30V183H29ZM31 185H32V183H31ZM37 185H39V183L37 184ZM45 185V184H44ZM117 185H119V184H117ZM116 185V186H117ZM40 186V185H39ZM120 186V185H119ZM10 188V187H9ZM8 188V189H9ZM12 188V187H11ZM36 188L37 187H35V189L33 190V191H31L30 193H31V196L33 197H39L40 195H37V193H40V187L36 190ZM47 188V187H46ZM69 188V187H68ZM87 188H88V186H87ZM95 188V187H94ZM53 189H55V190H53V191H57V189L56 188H53ZM84 189H86V188H83V192H85L86 190H88V189H86L85 191H84ZM92 189V188H91ZM97 189V188H96ZM99 189V188H98ZM117 191H119V189H117V188H115ZM90 190V189H89ZM115 190V191H116ZM121 190V189H120ZM204 190V187H202L201 188V191H200V193H202V191ZM12 191V190H11ZM45 191H46V189H45ZM44 191V189H42V193H44L45 192ZM92 191H93V189H92ZM97 191H99V190H97ZM114 191V190H113ZM219 191V190H218ZM224 191V190H223ZM245 191V190H244ZM59 192V191H58ZM83 192L81 193V194H83ZM111 192H112V190H111ZM23 193V194H24ZM86 193V192H85ZM85 193H84V195H85ZM107 193V192H106ZM110 193V192H109ZM200 193L198 194V195H200ZM12 194V193H11ZM22 194V195H23ZM29 194V193H28ZM46 194V193H45ZM105 194V193H104ZM14 195V194H13ZM89 195V194H88ZM87 195V196H88ZM19 196V195H18ZM26 196V195H25ZM86 196V195H85ZM16 197V196H15ZM27 197H28V195H27ZM27 197H26V199H27ZM31 197V198H32ZM41 197V196H40ZM91 197V196H90ZM258 197H261V195H256V196H251L250 198L251 199H256V198H258ZM18 198H20V197H18ZM44 198H46V197H44ZM50 198V197H49ZM98 198H102L101 196H98ZM13 199V198H12ZM23 199V198H22ZM38 199V198H37ZM40 199V198H39ZM62 199V198H61ZM25 200V199H24ZM43 200V199H42ZM8 201H10V202H8ZM31 201V200H30ZM56 201V200H55ZM89 201V200H88ZM192 201V200H191ZM190 201V202H191ZM14 204H13V203ZM35 202V201H34ZM29 203H31V202H29ZM40 204H39V206L37 205L36 206V208H35V210H34V213H35V215H36V217H39L38 218V220H40V218H42V217H44L43 215V210L44 209H47V208H50L52 205H53V203L54 204H56V205H62L59 201H57V202H52V199L50 198V199H48L47 201H45V202H39ZM63 203V202H62ZM92 203L93 202H85V205L84 206H81L82 208L83 207H86V206H88V205H92ZM20 204H18V205H20ZM36 204H38V203H36ZM145 204V203H144ZM26 204L24 203V206H25ZM27 205H29V204H27ZM17 206V205H16ZM89 207V206H88ZM231 207V206H230ZM23 208V207H22ZM57 208V207H56ZM17 209V207L14 209H10L11 211H12V213L14 212L13 210H16ZM26 209H27V207H26ZM18 210V209H17ZM21 210V209H20ZM25 210V209H24ZM28 210V209H27ZM31 210V209H30ZM59 210V209H58ZM11 211H9V213L11 212ZM19 211V210H18ZM18 211H16L17 213H18ZM32 211V210H31ZM60 211V210H59ZM8 212V211H7ZM23 212V211H22ZM27 212H29V211H27ZM50 212H53V211H50ZM55 212V211H54ZM53 212V213H54ZM15 213V212H14ZM56 213H57V210H56ZM4 214V213H3ZM11 214V213H10ZM25 215H26V211H25V213H24ZM30 214V213H29ZM60 214V213H59ZM6 215V214H5ZM21 215V214H20ZM61 215H62V213H61ZM179 215V214H178ZM27 216V215H26ZM59 216V215H58ZM90 216V215H89ZM0 217H1V215H0ZM7 217V216H6ZM11 217H13V216H10V218ZM17 217V216H16ZM59 217H61V216H59ZM88 217V216H87ZM86 217V218H87ZM27 218H29V217H27ZM32 218V217H31ZM54 218V217H53ZM85 218V217H84ZM85 218V220H87ZM5 219V218H4ZM16 219V218H15ZM30 219V218H29ZM34 219V218H33ZM3 220V219H2ZM12 220H14L13 218H12ZM22 220V219H21ZM32 220V219H31ZM30 221V220H29ZM37 221V220H36ZM43 221V220H42ZM111 221V220H110ZM10 222V221H9ZM38 222V221H37ZM49 222V221H48ZM47 222V223H48ZM60 222V221H59ZM30 223V222H29ZM35 223V222H34ZM39 223V222H38ZM45 223H46V221H45ZM47 223L45 224V226L47 225ZM53 224V223H52ZM7 225V224H6ZM51 224L49 223V225H48V228H49V226H50ZM37 226V225H36ZM52 227L54 226V224L53 225H51ZM91 226V225H90ZM8 227H9V225H8ZM47 227V226H46ZM51 227V228H52ZM55 227V226H54ZM100 227V226H99ZM117 227V226H116ZM22 228V227H21ZM44 228V227H43ZM48 228H47V230H46V232L47 231H52L51 229H49L48 230ZM89 228V227H88ZM18 229H20V228H18ZM37 229V228H36ZM40 229V228H39ZM39 229L37 230V231H39ZM55 229V228H54ZM41 230V229H40ZM57 230V229H56ZM62 230V229H61ZM33 231V230H32ZM35 231V230H34ZM53 232H55V231H53ZM52 232V233H53ZM48 233V232H47ZM51 233V234H52ZM39 235V234H38ZM49 236H50V234H49ZM43 237V236H42ZM214 239V238H213ZM33 240V239H32ZM55 240H56V238H55ZM211 240V239H210ZM218 242H220V241H218ZM234 245H236V244H234ZM238 245V244H237ZM29 247V246H28ZM32 247V246H31ZM215 247H216V245H215ZM40 248V247H39ZM44 248H46V247H44ZM194 248V247H193ZM29 249V248H28ZM38 249V248H37ZM52 249H53V247H52ZM237 250V249H236ZM25 252V251H24ZM42 252V251H41ZM48 252V251H47ZM241 253H243V252H241ZM245 253V252H244ZM243 253V254H244ZM252 253V252H251ZM51 254V253H50ZM238 255V254H237ZM236 255V256H237ZM241 255V254H240ZM45 256V255H44ZM235 256V257H236ZM245 256H246V253H245ZM263 256V255H262ZM225 257V256H224ZM239 257H241V256H239ZM246 257H248V256H246ZM245 257V260H244V262L246 263V264H264V256L259 260V262H257L256 260V262H254V261H251V262H249V261H247L248 259ZM33 258V257H32ZM37 258V257H36ZM41 258H42V256H41ZM230 258V257H229ZM162 259V258H161ZM216 259V258H215ZM226 259V258H225ZM237 259H238V256H237ZM243 259H244V256H243ZM254 259V258H253ZM16 260V259H15ZM220 260V259H219ZM230 260H233V259H230ZM241 260V259H240ZM33 261V260H32ZM32 261H31V263L30 264H33L35 261H33V263H32ZM160 261V260H159ZM221 261V260H220ZM229 261V260H228ZM242 261V260H241ZM240 261V262H241ZM249 262V263H247V262ZM17 262V261H16ZM29 262V261H28ZM213 262H214V259H213ZM212 262V263H213ZM219 262V261H218ZM230 262V261H229ZM237 262H239V261H237ZM101 263V262H100ZM164 263H165V261H164ZM236 263V262H235ZM16 264V263H15ZM35 264V263H34ZM240 264H242V263H240Z\"/></svg>",
	"mask_w": 264,
	"mask_h": 264
}]
</instances>
